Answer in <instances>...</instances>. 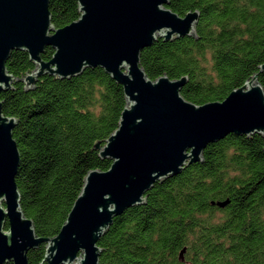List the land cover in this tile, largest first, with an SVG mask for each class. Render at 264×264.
<instances>
[{
    "label": "trees",
    "instance_id": "trees-1",
    "mask_svg": "<svg viewBox=\"0 0 264 264\" xmlns=\"http://www.w3.org/2000/svg\"><path fill=\"white\" fill-rule=\"evenodd\" d=\"M167 7L200 13L197 39L144 48L139 65L148 78L187 76L181 95L198 105L224 100L255 74L264 89V0H168ZM49 10L56 29L79 17L76 0H51ZM53 52L45 48L42 59ZM34 68L26 52L13 51L6 69L16 81L0 101L3 115L17 120L21 209L38 237L52 238L86 173L109 168L94 145L117 128L126 102L99 67L64 80L44 76L25 92L20 79ZM97 244L101 264H264V138L228 134L208 144L202 162L156 182L146 203L114 217ZM44 252V244L29 250L28 264H40Z\"/></svg>",
    "mask_w": 264,
    "mask_h": 264
},
{
    "label": "water",
    "instance_id": "water-1",
    "mask_svg": "<svg viewBox=\"0 0 264 264\" xmlns=\"http://www.w3.org/2000/svg\"><path fill=\"white\" fill-rule=\"evenodd\" d=\"M50 1L0 0V94L16 81L6 69L10 54L24 51L35 65L20 79L25 92L44 76L64 80L99 67L122 86L126 105L117 128L103 145H94L100 159L111 161L109 168L86 173L60 231L43 238L20 206L17 120L3 115L0 101V264H28V251L42 244L40 264H101L97 243L113 218L144 205L156 182L202 162L207 145L228 134L264 138V89L255 74L224 100L198 105L181 95L187 76H146L141 51L158 39H197L198 11L179 16L167 7L168 0H76L78 19L56 29ZM47 47L54 52L45 61L41 55ZM259 70L264 72V63Z\"/></svg>",
    "mask_w": 264,
    "mask_h": 264
}]
</instances>
